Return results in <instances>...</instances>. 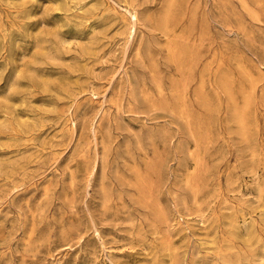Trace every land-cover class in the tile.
I'll return each mask as SVG.
<instances>
[{
	"label": "rangeland",
	"instance_id": "obj_1",
	"mask_svg": "<svg viewBox=\"0 0 264 264\" xmlns=\"http://www.w3.org/2000/svg\"><path fill=\"white\" fill-rule=\"evenodd\" d=\"M0 264H264V0H0Z\"/></svg>",
	"mask_w": 264,
	"mask_h": 264
},
{
	"label": "bare ground",
	"instance_id": "obj_2",
	"mask_svg": "<svg viewBox=\"0 0 264 264\" xmlns=\"http://www.w3.org/2000/svg\"><path fill=\"white\" fill-rule=\"evenodd\" d=\"M129 13H130V16L133 19V21H136L137 20V14L135 12H133V11H129Z\"/></svg>",
	"mask_w": 264,
	"mask_h": 264
}]
</instances>
